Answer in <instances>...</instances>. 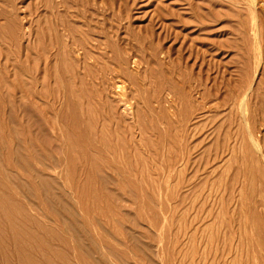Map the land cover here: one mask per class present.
<instances>
[{"label":"rangeland","instance_id":"1","mask_svg":"<svg viewBox=\"0 0 264 264\" xmlns=\"http://www.w3.org/2000/svg\"><path fill=\"white\" fill-rule=\"evenodd\" d=\"M259 163L264 0H0V264H255Z\"/></svg>","mask_w":264,"mask_h":264},{"label":"bare ground","instance_id":"2","mask_svg":"<svg viewBox=\"0 0 264 264\" xmlns=\"http://www.w3.org/2000/svg\"><path fill=\"white\" fill-rule=\"evenodd\" d=\"M261 4V3H260ZM263 5V4H262ZM207 25H209V24H207ZM238 42V41H237ZM121 100H122V98H121ZM128 105V104H127ZM113 113V112H112ZM120 113H121V109H120ZM114 115V114H113ZM93 128V127H92ZM106 128V127H105ZM101 130H102V128H101ZM111 130V129H110ZM109 132V131H108ZM62 133H63V131H62ZM111 133V132H110ZM163 133V132H162ZM124 136V135H123ZM254 136V135H253ZM116 137V136H115ZM121 139V138H120ZM253 139V138H252ZM113 141V140H112ZM114 142V141H113ZM171 142V141H170ZM31 143H33V142H31ZM172 143V142H171ZM254 143V142H253ZM71 144H72V142H71ZM176 146V145H175ZM129 147V146H128ZM173 147H174V145H173ZM252 147V146H251ZM258 150V149H257ZM109 151V150H108ZM95 152V151H94ZM173 152V151H172ZM112 154V153H111ZM256 154V153H255ZM106 156H108V155H106ZM251 156V158H252V155H250ZM258 156H260V155H257V157ZM99 157V156H98ZM102 159V158H101ZM258 159V158H257ZM259 159H261V158H259ZM263 160V159H262ZM255 161H257V160H255ZM144 163V162H143ZM22 164V163H21ZM30 164V163H29ZM58 164V163H57ZM56 164V165H57ZM185 164V163H184ZM248 164V163H247ZM139 165H140V163H139ZM253 165H254V163H253ZM111 166V165H110ZM145 166V165H144ZM143 166V167H144ZM264 166V165H263ZM50 167V166H49ZM107 167V166H106ZM136 167V166H135ZM250 167V166H249ZM248 167V168H249ZM102 169V168H101ZM117 169V168H116ZM72 170H75V169H72ZM138 170V169H137ZM154 170V169H153ZM247 170V169H246ZM249 170V169H248ZM114 171V170H113ZM141 171H142V168H141ZM187 171V170H186ZM249 172H251V173H254V175H257L258 177L261 175H264V167H262L261 165H260V163H259V166L257 167V166H254V167H251L250 168V171ZM38 173H39V171H38ZM183 173V172H182ZM42 175V174H41ZM121 175V174H120ZM139 175V174H138ZM137 175V176H138ZM105 176V175H104ZM108 176V175H107ZM252 176V175H251ZM37 177V176H36ZM41 177V176H40ZM123 176L121 175V179H123L122 178ZM85 178V177H84ZM260 178V177H259ZM258 178V179H259ZM38 179V178H37ZM103 179H105L104 177H103ZM259 180H261V179H259ZM47 182H48V180H47ZM70 183H72V182H70ZM103 183V182H102ZM254 183H255V181H254ZM261 183H262V181H261ZM140 184H142V183H140ZM257 184V183H256ZM263 185H264V182H263ZM128 186V185H127ZM129 187V186H128ZM254 187V186H253ZM259 187H261V185L260 186H258L257 185V187H256V189L258 190V189H260ZM86 188V187H85ZM88 188V187H87ZM140 188V187H139ZM131 189V188H130ZM196 191V190H195ZM105 192V191H104ZM138 194V193H137ZM138 196V195H137ZM6 197V196H5ZM100 197V196H99ZM258 198V197H257ZM1 199V198H0ZM2 200V199H1ZM94 200V199H93ZM96 200V199H95ZM3 201V200H2ZM9 203H10V201H9ZM241 203V202H240ZM51 205V204H50ZM101 205V204H100ZM262 205H264V201L262 200V198H258L257 200H256V202L254 203V206L252 207V208H250V213H249V215H250V220H251V227H252V236L251 237H254L255 238V245H254V248H253V246H251L254 250H252V251H254V254L256 253V251H257V249L259 248V246L261 247V243H262V236H263V234H264V210L262 209ZM94 206H95V204H94ZM52 207V206H51ZM10 208V207H9ZM13 208V207H12ZM113 209V208H112ZM177 210V209H176ZM248 218V217H247ZM9 219V218H8ZM12 227V226H11ZM85 227V226H84ZM74 228V227H73ZM77 228V227H76ZM2 229V228H1ZM10 230V229H9ZM13 230H15V229H13ZM20 230V229H19ZM1 231V230H0ZM78 231V230H77ZM37 232V231H36ZM27 233V232H26ZM99 233V232H98ZM16 234V233H15ZM37 234V233H36ZM31 236V235H30ZM31 237H33V236H31ZM23 238V237H22ZM95 241V240H94ZM253 241V240H252ZM47 241H45V243H46ZM20 243V242H19ZM14 245V244H13ZM38 245V244H37ZM115 246V245H114ZM42 247V246H41ZM23 248V247H22ZM264 248V247H263ZM5 249V248H4ZM115 250V249H114ZM37 251H38V249H37ZM261 251H263V250H261ZM6 252V251H5ZM10 253V252H9ZM25 253V252H24ZM44 253V252H43ZM255 255H257V256H259L258 254H255ZM34 256V255H33ZM43 256V255H42ZM105 256V255H104ZM255 257V259H254V262H255V264H264V257H262V255L260 256V257ZM264 256V255H263ZM77 258V257H76ZM86 258V257H85ZM88 259V258H87ZM90 261V260H89ZM94 261V260H93ZM86 262V261H85ZM5 263V262H4ZM86 264V263H85Z\"/></svg>","mask_w":264,"mask_h":264}]
</instances>
